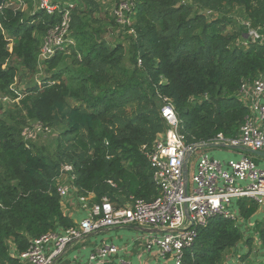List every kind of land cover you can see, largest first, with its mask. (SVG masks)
Returning <instances> with one entry per match:
<instances>
[{"label": "trees", "instance_id": "obj_1", "mask_svg": "<svg viewBox=\"0 0 264 264\" xmlns=\"http://www.w3.org/2000/svg\"><path fill=\"white\" fill-rule=\"evenodd\" d=\"M73 1L74 43L46 59L45 77L20 92L14 59L35 73L42 39L60 13L28 14L8 0L0 10V95L13 100L0 116V262L19 263L34 238L75 225L57 193L63 163L74 165L78 193H94L96 201L151 200L160 191L147 153L168 129L162 96L175 105L187 143L235 138L250 113L239 97L242 82L264 73V41L249 35H264V0H124L131 25L121 26L112 12L107 18L129 33V65L125 43L102 37L94 14L100 5ZM36 122L58 132L55 158L22 134ZM235 204L245 221L260 206L246 198ZM255 226L256 234L213 217L198 229L184 264H223L236 246L245 258L242 247L256 242L264 257V220Z\"/></svg>", "mask_w": 264, "mask_h": 264}, {"label": "built area", "instance_id": "obj_2", "mask_svg": "<svg viewBox=\"0 0 264 264\" xmlns=\"http://www.w3.org/2000/svg\"><path fill=\"white\" fill-rule=\"evenodd\" d=\"M14 2L23 6L25 0H14ZM12 3L10 0L7 4ZM74 4L73 0H37L38 9H44L49 14L56 11L60 13V22L50 28L42 39L38 53L40 65L57 50L66 51L68 46L74 43L70 35L71 10ZM124 10L130 12L131 8L126 1H120L112 14L121 26L131 25V17L126 15ZM249 35L257 39L262 38L264 41V35L256 29L250 30ZM141 62L142 60L139 59V64ZM250 90L253 93L248 106L250 113L242 124L239 135L235 138H225L222 134H218L211 142L264 151V101L260 99L264 98V73L252 81L243 80L239 95H246ZM4 99L7 100L9 97ZM162 100L161 114L167 121L168 129L154 142L152 149L147 153L153 181L160 191L159 195L151 200L134 198L127 206H116L105 195L101 200L91 204L88 213L78 224L61 232L50 231L34 238L29 247L18 254L19 263L0 262V264H55L75 240L104 228L124 225L163 229L161 233L145 239V249L151 251L157 248L162 258L171 256L174 264H184L186 251L194 246L200 227L206 226L216 216L238 220L241 214L233 209L234 200L246 198L264 206V167L257 165L247 154L239 159L223 162L213 158L204 150L196 159L192 190L191 192L189 190L190 178L187 190L185 189L183 172L185 158L191 151L188 159L189 170L193 154L198 149L193 150V147L200 143H187L186 135L181 131L182 120L175 105L169 97L162 96ZM44 131L49 132L50 129L36 122L27 126L22 134L26 139H30L36 138L37 134ZM74 169L71 163L61 165L59 178L55 179L57 193L63 202L77 195L86 205L87 197L78 193V188L73 183L76 178ZM108 182L115 186L112 180ZM117 251L118 247L115 244H101L89 254L86 263L69 264H92L96 261H104Z\"/></svg>", "mask_w": 264, "mask_h": 264}, {"label": "crops", "instance_id": "obj_3", "mask_svg": "<svg viewBox=\"0 0 264 264\" xmlns=\"http://www.w3.org/2000/svg\"><path fill=\"white\" fill-rule=\"evenodd\" d=\"M252 96H253L252 90H250V92L246 95L243 96L239 95L242 102L247 106H249ZM260 99L261 101H264V98H260ZM211 148H217V151L215 152L216 155L213 156L211 154V156L223 162L229 159H239L245 154V152L239 149L228 148L226 146H223L222 144ZM222 148H225L227 150L226 154H222L220 152L221 150L219 149ZM196 159L197 157L192 159L191 165L189 166V171L192 168L194 172ZM263 161L264 160H261L260 157L259 159L260 167H264ZM85 196L87 197V202H88L86 203V205L84 202H81L79 200L77 195L72 196L70 199L65 201V204L63 205L64 211L72 217L75 224H78L79 221L86 216L91 204L96 201L94 193H90ZM120 199L124 203V205L122 206H127L128 204L131 203V201L134 198L132 196L130 198H127L125 195H123L120 197ZM237 201L238 200H234V203ZM262 219H264V206H260L257 209V211L253 213L248 220L245 221L243 219L244 221H242V223L245 224L246 231L256 234L255 225L258 223L259 220ZM246 225L248 226L250 225L249 228L246 227ZM142 227H149L146 229H149L150 231L148 230H142V231L150 232L151 235L158 234L164 231L163 229H159L151 226H142ZM112 228H118V227H112ZM112 228H104L97 232L88 234L80 239L75 240L70 246L67 247L64 254L55 264H59V263L69 264L72 262L86 263L89 254L95 248L99 247L101 244H115L118 247V251L115 254H111L110 256H108L106 260L96 261L92 264H174V261L171 256L167 258H162L157 248H154L151 251L145 249L144 242L148 236H144L143 238L138 236L137 238H135V241L132 242L130 240V242H126L122 244L117 243L123 240L121 236L114 237V236L103 235L102 237H100L101 233L108 231Z\"/></svg>", "mask_w": 264, "mask_h": 264}, {"label": "rangeland", "instance_id": "obj_4", "mask_svg": "<svg viewBox=\"0 0 264 264\" xmlns=\"http://www.w3.org/2000/svg\"><path fill=\"white\" fill-rule=\"evenodd\" d=\"M95 1L101 7V10L99 12H95L94 14L95 16H98L99 18L102 19V28H103L102 37L106 39L107 41H109L110 43H116L118 41H122L125 43L126 49H127V53L125 56V63L129 65L130 64V56L128 53V46L130 42L129 33L127 31H124L121 27L118 28L114 26L113 23H111V20L107 18V16H109L111 12L115 9L117 0H95ZM120 1H124V0H120ZM9 2L10 0H8L7 3ZM12 2L13 3L11 5H13L14 8H17L18 10H21L22 12H25L28 14L38 9L37 0H25V3L23 4V6H19L16 2H14V0H12ZM106 11L109 13H107ZM240 22L242 23V20H240ZM13 62L15 63V65L18 67V70H19L18 76L16 78V82L13 85V87L15 88L17 92H20L21 90H23L28 84L35 83L36 81L40 83L41 80L45 77V69L43 67V64L40 65L38 63V58H37V70L35 73L26 72L23 66L19 63L18 59H14ZM4 98L5 96L0 95V116L5 115L8 108L13 102L11 98L7 100H5ZM58 135H59L58 132L54 129L51 130L50 132H44L42 134H37L36 138H34L33 140V143L35 144V149L41 152L46 151L47 154L52 155L53 158H55L56 157V140L58 138ZM204 150L208 151L210 155L212 154L214 156L216 155L215 152L217 151V148H211V147L198 148L194 152L193 158L199 156ZM219 150H221L220 152L222 154L227 153V150L225 148H222ZM251 157L255 160L257 165H259L260 157L256 155H251ZM261 160H264V158L261 157ZM192 175H193V169L191 168L189 171V178H190L189 190L190 192L193 187ZM56 177L59 178V175H57ZM246 202L247 204H252L253 201L250 199H246ZM233 209L238 210V207L236 206L235 203H233ZM263 220L264 219H262V221ZM242 221L244 220H243L242 215H240L237 222L240 223L242 226H245V224L243 225ZM249 226L246 225V227L248 228ZM144 228H149V227H144ZM103 235L114 236V237L121 236L123 240L117 243L122 244V243L130 242V240L133 242L135 241V238H137L138 236L143 238L144 236H150L151 234L150 232H147V231L118 227V228H112L108 231L101 233L100 237H102ZM260 247L261 245L259 244V242L253 243L252 246L245 245V248L242 247L241 249L243 253L246 254V257L243 258L242 256H240V252H238L240 250L239 246L238 247L236 246L225 254L223 264H227L228 262L231 264H258L264 260L263 251L259 249ZM248 249L251 250V253H249Z\"/></svg>", "mask_w": 264, "mask_h": 264}, {"label": "water", "instance_id": "obj_5", "mask_svg": "<svg viewBox=\"0 0 264 264\" xmlns=\"http://www.w3.org/2000/svg\"><path fill=\"white\" fill-rule=\"evenodd\" d=\"M4 4V0H0V8L3 6ZM220 145L219 143H216V142H208V143H200V144H196L194 147H193V150H195L196 148H207V147H215V146H218ZM223 146H226L228 148H236V149H239L245 153H250V154H253V155H256V156H259V157H262L264 158V151H261V150H255V149H252V148H249V147H245V146H231V145H227V144H222ZM191 155V151L188 152L186 158H185V163H184V168H183V172H184V179H185V189L187 190V186H188V180H189V170H188V159ZM185 208L187 209V205H185ZM121 227H124V228H128V229H136V230H148L150 231L149 229H146L142 226H137V225H124V226H121Z\"/></svg>", "mask_w": 264, "mask_h": 264}]
</instances>
